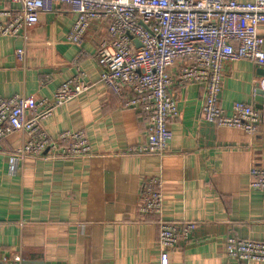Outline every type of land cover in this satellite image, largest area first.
<instances>
[{
    "label": "crops",
    "instance_id": "1",
    "mask_svg": "<svg viewBox=\"0 0 264 264\" xmlns=\"http://www.w3.org/2000/svg\"><path fill=\"white\" fill-rule=\"evenodd\" d=\"M252 2L253 0H238ZM21 9L0 0V24ZM77 17L58 6L21 36L0 38V96L52 99L78 70L89 89L54 110L43 127L52 138L83 131L93 155L25 161L9 174V157L22 144L12 133L0 141V264H161L155 215L139 212L141 190L150 176L163 179L164 220L197 228L169 253V264H264L231 260L233 236L264 243V191L251 190L250 169L264 162V113L260 132L220 128L202 118L205 88L176 84L170 93L180 115L164 157L139 151L148 139L145 114L126 106V96L100 81L97 61L105 23L95 22L80 44L68 41ZM264 38V24L258 28ZM25 48V62L17 50ZM178 68H173L176 76ZM220 105L231 114L237 102L257 105L255 79L264 69L248 60L224 64Z\"/></svg>",
    "mask_w": 264,
    "mask_h": 264
},
{
    "label": "built area",
    "instance_id": "2",
    "mask_svg": "<svg viewBox=\"0 0 264 264\" xmlns=\"http://www.w3.org/2000/svg\"><path fill=\"white\" fill-rule=\"evenodd\" d=\"M21 6L7 12L0 24L1 37L21 36L44 14L65 5L77 17L68 36L80 44L95 22L106 24L107 36L100 42L97 61L101 83L115 94L126 96V106L148 119V139L140 152L164 157L173 133L171 122L178 118V102L170 93L176 84H198L205 88L202 118L220 128L244 131L251 138L260 132L262 113L254 105L237 102L228 114L220 105L224 64L248 60L264 69V0H11ZM25 48L17 50L24 64ZM178 68L176 76L173 68ZM256 92H264V75L255 79ZM89 89L85 73L62 83L52 99L16 95L0 96V141L12 133L22 135V144L9 157V174L17 175L29 158H85L93 155L83 131H65L52 138L43 127L56 108ZM264 104V103H263ZM251 190L264 191V162L254 160L250 169ZM163 179L150 176L142 186L139 212L155 215L159 226L161 264H169V253L189 238L197 224L164 220ZM226 254L239 262H264V243L233 236L226 241ZM5 264L10 260L5 259ZM232 264V263H227Z\"/></svg>",
    "mask_w": 264,
    "mask_h": 264
},
{
    "label": "water",
    "instance_id": "3",
    "mask_svg": "<svg viewBox=\"0 0 264 264\" xmlns=\"http://www.w3.org/2000/svg\"><path fill=\"white\" fill-rule=\"evenodd\" d=\"M257 95H258V98H257V105H256V108L260 111L264 110V92L262 90H260L259 88L257 89Z\"/></svg>",
    "mask_w": 264,
    "mask_h": 264
}]
</instances>
